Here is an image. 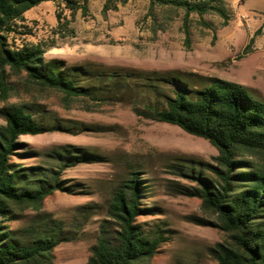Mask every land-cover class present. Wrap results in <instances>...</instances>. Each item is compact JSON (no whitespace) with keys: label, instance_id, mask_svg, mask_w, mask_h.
<instances>
[{"label":"rangeland","instance_id":"obj_1","mask_svg":"<svg viewBox=\"0 0 264 264\" xmlns=\"http://www.w3.org/2000/svg\"><path fill=\"white\" fill-rule=\"evenodd\" d=\"M106 2L86 0L85 14L78 10L61 27L57 15L64 23L70 20L69 12L61 3L42 2L23 14L19 30L24 33L16 34L14 42L41 44L46 61L57 59L66 66L193 72L239 83L264 99V0H225V23L213 12L191 13L184 23L183 10L150 9L149 0H112L103 14ZM11 82L16 91L7 102L0 101V107L34 102L47 110V119L85 129L21 136L16 162L54 167L50 152L63 145L103 156L98 162L66 167L61 180L75 185L76 192L56 191L44 200L40 213L28 210L11 221L17 238L41 217L60 222L68 240L54 249V264H85L101 225L110 233L116 228L107 207L114 188L136 168L146 182L142 202L151 208L137 222L163 236L158 253L142 264H216L211 249L224 236L199 221V199L180 193L183 186H196L195 181L169 167L181 164L202 173L205 164H214V147L176 126L136 116L125 103L74 101L67 106L56 92Z\"/></svg>","mask_w":264,"mask_h":264},{"label":"trees","instance_id":"obj_2","mask_svg":"<svg viewBox=\"0 0 264 264\" xmlns=\"http://www.w3.org/2000/svg\"><path fill=\"white\" fill-rule=\"evenodd\" d=\"M42 2L61 3L70 20L57 15L58 27L67 25L86 0H0V101L15 93L11 79L39 91L61 95L65 105L74 101L127 104L136 116L176 126L206 140L217 151L214 164L200 170L171 163L179 175L196 186L180 193L200 200L202 225L224 236L211 249L216 264H264V99L247 87L193 72L142 71L103 66H66L44 58L41 44H15L23 14ZM107 0L102 13L111 9ZM158 6L189 14L216 13L228 19L225 0H149ZM34 102L6 103L0 107V264H54V249L63 241L60 222L41 217L23 238L10 222L32 210L40 213L44 200L56 191L72 194L75 185L61 180L66 167L94 163L103 158L89 149L63 145L50 152L55 166H23L21 136L48 131L85 130L46 117ZM189 170V171H187ZM197 171V172H196ZM146 182L136 168L127 172L113 190L107 216L116 228L101 225L100 235L85 264H142L151 260L163 243L159 231H146L137 222L149 214L142 199Z\"/></svg>","mask_w":264,"mask_h":264}]
</instances>
